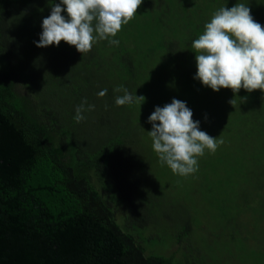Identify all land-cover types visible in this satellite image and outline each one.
I'll return each mask as SVG.
<instances>
[{
    "label": "trees",
    "instance_id": "16d2710c",
    "mask_svg": "<svg viewBox=\"0 0 264 264\" xmlns=\"http://www.w3.org/2000/svg\"><path fill=\"white\" fill-rule=\"evenodd\" d=\"M58 3L0 0V264H174L175 252L146 255L132 231L161 216L175 224L178 245L192 233L193 217L172 219L168 212L179 204L158 185V156L147 132L160 98L192 110L205 106L208 91L224 106L219 139L226 143L208 157L231 159L222 174L233 172L234 180L216 175L210 161L201 180L209 193L231 191L218 202L225 216L231 208L230 218L252 202L264 205V93L201 85L191 47L224 6L243 3L264 26V0H143L112 38L118 46L98 41L82 55L63 41L35 46ZM164 79L182 91L166 92ZM119 86L144 103L116 106ZM103 89L107 94L98 97ZM84 99L95 108L77 123L75 108ZM119 205L123 225L115 215ZM260 222L237 232L259 231ZM242 234L248 243L251 235ZM237 236L228 235L210 256L220 246L234 255Z\"/></svg>",
    "mask_w": 264,
    "mask_h": 264
},
{
    "label": "clouds",
    "instance_id": "9594fccd",
    "mask_svg": "<svg viewBox=\"0 0 264 264\" xmlns=\"http://www.w3.org/2000/svg\"><path fill=\"white\" fill-rule=\"evenodd\" d=\"M142 2L59 0L51 6L50 15L43 19L42 32L35 46H58L63 41L81 55L89 53L98 41L107 40L109 45L118 46L119 40L112 38L136 16ZM250 11L243 3L230 9L219 8L204 25L203 33L191 44L196 63L194 79L213 92L230 89L235 94L243 88L247 92L264 93V26L253 19ZM114 91L123 92L115 98L116 106L141 105L145 101L144 96L132 95L123 86ZM106 94L107 89H103L97 96ZM94 108L87 99L82 100L75 108L73 119L82 122L83 113ZM192 116L185 102L173 99L163 107H156L148 117L152 128L147 133L159 162L181 177L198 171L197 158L204 155L205 149L214 154L223 144V140L201 131L199 121H194Z\"/></svg>",
    "mask_w": 264,
    "mask_h": 264
},
{
    "label": "rangeland",
    "instance_id": "374dc122",
    "mask_svg": "<svg viewBox=\"0 0 264 264\" xmlns=\"http://www.w3.org/2000/svg\"><path fill=\"white\" fill-rule=\"evenodd\" d=\"M169 78L170 77L167 79ZM164 80L165 86L163 89L166 92H173L175 84L166 79ZM177 91L182 90H174V92ZM206 93H208V97L205 106L192 109V119L194 121H199V125H203V127L200 128L202 131L220 140L219 137L225 129L224 127L226 124V120L220 117L222 116V111H226L224 110L225 108H223L224 106L219 101H216L211 93L208 91H206ZM176 97L179 98L178 96ZM210 100L213 103L211 106L207 107V102ZM163 106H165V104L160 98L155 108ZM225 143L226 142L219 145L217 150H220V147H224ZM208 154V150L205 149L204 155L197 158L198 171L187 177L173 174L166 164H161L159 162L158 158L157 164L154 166V168L158 169V175L160 177L158 185L164 188L162 192L163 195L179 204L175 209L168 212L171 218L179 219L185 215H191L193 217L190 224L192 233L187 239V242L178 245L174 241L176 240L174 232L175 224L173 225L172 220L160 221L161 216H158L154 223L149 224L150 226L140 227L135 225L132 227L133 234L138 238L137 241L143 246L146 255L169 256V254L175 252L174 264H264V235L262 234V231L264 232V205H258L257 202H252L249 204L250 206L241 207V213L240 210H237L234 213V218L231 217L232 219L230 218L231 208L227 206L229 210L228 215H223L224 208L219 207V198L223 196L229 198L231 194L230 188V192L226 191L223 193L220 192V188H217L213 193H209L207 191V186H205L201 178L207 174V172L204 171L205 162L210 161V169H213L216 175H220V177L224 178L227 177L233 181V172L229 171L224 174L222 173L234 165V163L231 159L220 157L210 158ZM210 179H214V177H210ZM199 186L202 189L201 191L198 189ZM167 208L168 206H165L164 211L167 210ZM115 210L118 223L123 225V218L125 215L123 206L119 205ZM258 221H261L259 224V231L241 229L242 233L247 231L251 235L247 243L243 234L237 232V229L244 224L253 228V225ZM145 230H148V232H145ZM143 232L144 234L142 235ZM237 233L240 235L237 236ZM230 234H235L237 236L236 240L238 246H234V255L228 253L227 251L229 250L220 246L216 250L217 252L214 251L213 256H210L211 251L217 248V244L223 245L227 243L224 240H226L227 236H230ZM240 236L243 237V240L239 238ZM218 240L220 241L218 242ZM205 248H209V250H204ZM252 250L256 252L253 253ZM215 254L218 256L216 259H214Z\"/></svg>",
    "mask_w": 264,
    "mask_h": 264
}]
</instances>
